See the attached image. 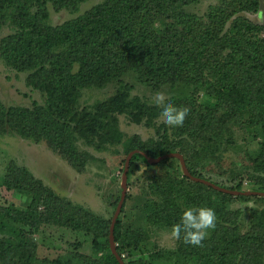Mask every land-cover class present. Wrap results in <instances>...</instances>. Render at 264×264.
I'll return each instance as SVG.
<instances>
[{"label":"trees","instance_id":"obj_1","mask_svg":"<svg viewBox=\"0 0 264 264\" xmlns=\"http://www.w3.org/2000/svg\"><path fill=\"white\" fill-rule=\"evenodd\" d=\"M89 1L0 0V33L11 30L1 39L0 56L28 72L27 84L46 96L45 104L32 106H7L0 97V134L45 140L80 172L95 160L85 146L98 151L121 146L122 163L134 150L153 158L179 152L195 178L252 194L222 192L196 180L184 173L177 157L151 163L136 152L129 184L141 164L160 170L147 175L139 206L149 227L170 230L183 207L191 205L213 208L218 220L202 246L176 241L173 248L149 253L144 246L149 227L124 230L125 198L114 231L125 263L264 264V206L231 207L238 200L264 204V19L245 15L257 13L264 0H215L202 14L193 10L202 0H98L62 24L50 22V4L56 11L77 13ZM127 76L189 108L183 126L163 124L157 106L133 94L135 85ZM113 83L118 89L108 100L81 107L86 90ZM120 115L154 135L126 136ZM240 135L247 144L257 142L254 153ZM227 154L239 158L227 159ZM0 185L22 199L19 206L0 203V264H121L110 245L113 218L56 193L13 159ZM122 191L112 200L116 209ZM46 225L89 237L91 255L79 251L88 245L85 237L70 242L76 250L40 256L34 234Z\"/></svg>","mask_w":264,"mask_h":264},{"label":"rangeland","instance_id":"obj_2","mask_svg":"<svg viewBox=\"0 0 264 264\" xmlns=\"http://www.w3.org/2000/svg\"><path fill=\"white\" fill-rule=\"evenodd\" d=\"M215 0H202L200 5L193 10L202 14L208 5ZM98 0H91L82 5L77 13L68 10L56 11L50 4V22L53 25L62 24L68 19H72L77 15L86 12L95 5ZM264 9V6L261 8ZM247 17L253 21H261L256 18V13H245ZM263 20V19H262ZM11 32L10 28L0 33L1 39ZM28 72H19L7 65L0 56V97L7 106H32L33 102L40 104L46 103V96L40 90L27 84ZM127 81L135 85L133 94L145 96L144 98L151 101L153 91H149L145 86L136 81L133 77L127 76ZM118 89V84H109L104 88H94L85 91L80 101L81 107L90 106L97 101L108 100ZM165 97L169 96L166 92H161ZM119 127L126 136L139 134L143 139H148L154 135V130L145 127L143 124H136L129 120L126 115L119 116ZM242 139V136H239ZM247 145V150L251 153L255 152L257 147L256 141H251ZM245 143V144H244ZM242 145V144H240ZM88 148L94 156L95 160L91 161L86 170L80 172L76 170L61 154L52 150L47 141H35L22 137L16 132H7L0 134V178L6 173L8 162L13 159L17 164L27 167L34 175L41 179L46 186L52 188L56 193L65 196L74 203L83 205L99 215L106 218H113L116 208L112 205V200L121 192L123 182V169L125 163H122L124 152L121 146H109L108 149L98 151L93 147ZM241 148H236V152ZM234 149L230 153H233ZM227 159H238L239 155L227 154ZM137 172L136 176L128 183L126 196V208L123 215L124 230H132L138 227H149L144 218L139 214V206L143 202L147 191L146 178L151 172L159 173L160 170H145V165ZM22 202L17 192L7 190L0 185V203L5 206ZM264 206L258 204L254 200L242 202L241 200L233 201L232 208H244L246 206ZM1 218V217H0ZM2 219V218H1ZM5 220H10L5 218ZM151 237L146 242L145 248L149 253L159 252L164 249L175 247L176 240L170 237V230L149 227ZM36 240L41 244L40 256H57L65 254L68 251L76 250L71 246L70 242L84 239L81 233L71 229H65L58 226L46 225L43 227L42 233L34 234ZM87 246L79 249L85 255H91L92 240L87 238ZM135 254H140L137 252ZM134 254V255H135ZM127 257L132 256L130 252H126ZM139 257L138 255H136ZM161 262H165L162 258Z\"/></svg>","mask_w":264,"mask_h":264},{"label":"clouds","instance_id":"obj_3","mask_svg":"<svg viewBox=\"0 0 264 264\" xmlns=\"http://www.w3.org/2000/svg\"><path fill=\"white\" fill-rule=\"evenodd\" d=\"M258 20L264 19V9L256 13ZM151 104L157 106L161 122L170 127H181L189 113V108L178 107L171 99H166L160 91H155ZM215 210L208 206L191 205L183 207L178 222L170 226V237L176 241L192 246H202L210 230L217 225Z\"/></svg>","mask_w":264,"mask_h":264},{"label":"water","instance_id":"obj_4","mask_svg":"<svg viewBox=\"0 0 264 264\" xmlns=\"http://www.w3.org/2000/svg\"><path fill=\"white\" fill-rule=\"evenodd\" d=\"M136 152H141L139 150H134V151H131L127 158H126V162H125V166H124V171H123V182H122V188H123V191H122V196L119 200V203H118V206H117V209H116V212L113 216V220H112V223H111V227H110V245L113 249V252L114 254L117 256L119 262L121 264H126L125 261L123 260L122 256L118 253L117 251V244H116V241H115V234H114V231H115V223L118 219V216L122 210V206H123V203H124V200L126 198V194H127V188H128V171H129V167H130V161L133 157V155L136 153ZM142 154H144V156H146L149 160V162L151 163H157V162H160L166 158H169V157H177L181 160L182 164H183V167H184V173L188 176H191L192 178L196 179V180H200V181H203L207 184H210L211 186H213L215 189H218L222 192H228V193H231V194H235V195H238V194H246V195H249V194H252V192L250 191H243V192H237V191H233V190H226L224 187H221V186H218V185H215L209 181H206L204 179H199V178H195L194 176L191 175V173L189 172L187 166H186V163H185V160H184V156L179 153V152H175V153H169V154H165L163 156H160L158 158H153V157H149L146 153L144 152H141ZM260 195H264V193H261Z\"/></svg>","mask_w":264,"mask_h":264}]
</instances>
